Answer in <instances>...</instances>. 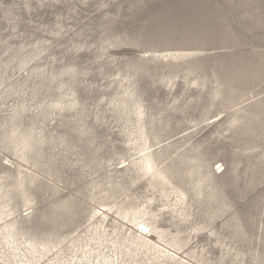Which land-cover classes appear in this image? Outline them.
I'll return each mask as SVG.
<instances>
[{"label":"rangeland","instance_id":"obj_1","mask_svg":"<svg viewBox=\"0 0 264 264\" xmlns=\"http://www.w3.org/2000/svg\"><path fill=\"white\" fill-rule=\"evenodd\" d=\"M0 186V264H264V0H0Z\"/></svg>","mask_w":264,"mask_h":264},{"label":"bare ground","instance_id":"obj_2","mask_svg":"<svg viewBox=\"0 0 264 264\" xmlns=\"http://www.w3.org/2000/svg\"><path fill=\"white\" fill-rule=\"evenodd\" d=\"M26 143V142H25ZM25 143H24V145H25ZM24 150V149H23ZM27 151V150H26ZM146 158V157H145ZM148 158H150V157H148ZM147 160V159H146ZM149 160V159H148ZM150 161V160H149ZM149 161H147V164H145V165H150V162ZM148 166L147 167H145V168H148ZM152 167V166H151ZM151 167H149V168H151ZM152 171V170H151ZM150 171V172H151ZM1 186H0V198H1ZM138 227L141 229V234H142V236L143 237H141V239L138 241V242H143L144 244H146L147 246H150L151 248L150 249H156V248H158V246L156 245V244H153L152 243V241L149 239V238H151L152 237V235H151V230H149V227L148 226H146L145 224H138ZM9 236L13 239L14 238V236H16V233L15 232H9ZM32 245V244H31ZM33 248H35V246L33 245ZM35 250V249H34ZM31 251V250H30ZM158 252H159V254L161 253V254H163L164 256L166 255V251H161V250H158ZM31 253V252H30ZM104 259V258H103ZM109 260V259H108ZM114 261V260H113ZM106 262H108V264L111 262V261H106ZM101 264V263H100ZM103 264H105V263H103Z\"/></svg>","mask_w":264,"mask_h":264}]
</instances>
